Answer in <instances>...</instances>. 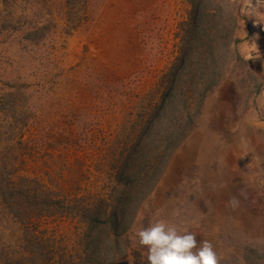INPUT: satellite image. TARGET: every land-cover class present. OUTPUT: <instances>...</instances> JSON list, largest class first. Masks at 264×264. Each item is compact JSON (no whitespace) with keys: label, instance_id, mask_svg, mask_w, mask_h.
Instances as JSON below:
<instances>
[{"label":"rangeland","instance_id":"rangeland-1","mask_svg":"<svg viewBox=\"0 0 264 264\" xmlns=\"http://www.w3.org/2000/svg\"><path fill=\"white\" fill-rule=\"evenodd\" d=\"M230 1L238 57L229 58L219 84L237 85L225 106L233 115L259 120L255 134L247 131L256 153L249 163L242 151L215 161L219 141L243 150L247 137H195L202 109L190 124L174 109L157 137L168 130L163 169L127 189L117 169L172 91L190 0H0V192L6 200L58 202L53 213L29 209L22 222L1 203L0 264H148L135 233L156 220L191 231L197 247L208 240L218 264H264V15L243 17L249 0ZM253 21L262 44L247 59L237 51V31ZM206 104L207 111L212 100ZM195 108L189 97L188 113ZM199 146L202 159L191 152ZM127 192L135 202L115 227L109 217ZM91 212L103 220L97 230L87 224Z\"/></svg>","mask_w":264,"mask_h":264},{"label":"trees","instance_id":"trees-1","mask_svg":"<svg viewBox=\"0 0 264 264\" xmlns=\"http://www.w3.org/2000/svg\"><path fill=\"white\" fill-rule=\"evenodd\" d=\"M190 3L191 11L187 25L189 33L185 40L186 46L183 47L181 66L174 67L170 72L169 82L175 81L172 91L163 105L156 107L154 116L148 120L144 129L138 132V136L134 138L118 166V178L123 182L124 188L138 185V181L147 172H152L159 167L163 169L164 166L161 164L165 154H160L162 151L160 146L165 144L166 146L163 147L165 150L170 146L168 130L163 131L165 138L162 136L160 140H157V137H159L160 128L168 123L166 116L177 109L185 115L186 123L190 124L194 117L197 118L201 114L203 103L209 92L220 85L229 58L237 56L235 51L231 50L232 46L238 42L235 39L237 18L234 3L230 0H190ZM189 97L196 102L193 115L187 111ZM134 167L137 172L131 174ZM159 175L160 172L157 176L151 174L150 180L153 182L148 191L143 195L140 194L139 198H144V195L152 190ZM4 197L6 196L0 192V205L3 203L4 206H1L11 212L12 218L17 222L25 221L32 215L29 214V209L36 214L57 211L54 204L58 202L52 198L28 195L21 201L13 196L7 200ZM134 199V196L127 192L124 199H120L115 205V210H112L108 221L112 220L116 223L115 227L119 226L126 211L135 202ZM85 218L87 224L95 226L94 230H97L99 225H104L100 215L95 212H91Z\"/></svg>","mask_w":264,"mask_h":264},{"label":"crops","instance_id":"crops-1","mask_svg":"<svg viewBox=\"0 0 264 264\" xmlns=\"http://www.w3.org/2000/svg\"><path fill=\"white\" fill-rule=\"evenodd\" d=\"M261 19H259V21H261ZM251 23L253 25L257 24V22L254 21L250 22V26L246 24L245 27L241 29V31L240 29L237 31V38L241 42L240 45L237 46V51L240 53V55L244 56L247 59L248 56L254 53L258 46L262 44V42L260 41L261 30L252 27ZM251 35L255 40L251 37ZM237 89L238 88L236 83L228 80H224L216 89H214V91H212L205 99V106L202 108V122H200L199 127H197L193 131V136L195 137L229 138L233 136L237 137L241 133H243V135L247 137V148L243 150L234 149V144H232L230 148L225 149L224 143L229 144V141L224 140L222 141V143L219 141V144L216 145H220L222 147L220 150H217L216 148L217 155L215 156V161L217 159L224 162L225 155H227V153H230V156L227 159L234 161L235 158L233 154H237L238 151H242L241 153H243L245 156L244 161L246 163H249L250 153L251 155L256 153L255 141L253 140V137L251 135L247 136V131L249 130L252 134H255V132H257L256 130L260 129L259 126H257V121L259 120H256L254 118H251V120H249L248 115L245 116L244 114L239 115L235 113V115H233L232 110H229L225 107L226 105H230L234 102L238 91ZM210 99L212 100V105L210 108L208 107V110L206 111V103ZM247 100L248 98H244L243 102L247 103ZM204 148H207V152L211 153V150L213 149L211 142L205 144ZM201 149V146L195 149L192 147L191 152H195L196 156H200V158L202 159L201 155L205 154L206 152H201ZM196 156L191 161H195ZM210 166L212 165L209 164L208 167ZM213 166L217 168L221 167L222 165L219 166L214 164Z\"/></svg>","mask_w":264,"mask_h":264},{"label":"clouds","instance_id":"clouds-1","mask_svg":"<svg viewBox=\"0 0 264 264\" xmlns=\"http://www.w3.org/2000/svg\"><path fill=\"white\" fill-rule=\"evenodd\" d=\"M243 17L264 15V0H255L241 10ZM264 25V24H262ZM138 243L147 249L148 264H218L216 254L208 240H201L199 247L195 234L185 229L178 232L175 226L156 220L147 228L135 233Z\"/></svg>","mask_w":264,"mask_h":264},{"label":"built area","instance_id":"built-area-1","mask_svg":"<svg viewBox=\"0 0 264 264\" xmlns=\"http://www.w3.org/2000/svg\"><path fill=\"white\" fill-rule=\"evenodd\" d=\"M263 30H264V28H263Z\"/></svg>","mask_w":264,"mask_h":264}]
</instances>
